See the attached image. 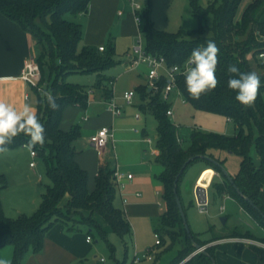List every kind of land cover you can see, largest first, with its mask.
<instances>
[{
    "label": "trees",
    "instance_id": "1",
    "mask_svg": "<svg viewBox=\"0 0 264 264\" xmlns=\"http://www.w3.org/2000/svg\"><path fill=\"white\" fill-rule=\"evenodd\" d=\"M90 1L0 0V11L36 38V57L41 69L40 84L57 96L60 105L56 111L49 110L40 103V91L33 86L37 94V113L46 128L45 145L42 148L37 146L34 150L43 159L52 182L47 185L41 204L33 213L16 217L5 213L1 192L8 186V178L0 173V248L6 245L14 247L12 264H21L30 252H41L47 231L57 222L65 223L70 230H82L78 225L86 224L88 235L93 236V230H96L105 239L108 229L123 239L132 234V225L125 210L115 204V168L109 163L102 165L96 176V187L89 191L88 172L76 159V141L81 136V125L75 123L67 130L61 127L65 108L68 105L87 108L92 88L67 81L68 74L95 73L97 77L93 88L106 98L113 95V88L109 86L111 78L104 71L118 63L114 57L115 38L109 39L104 50L84 44L82 24L66 18L68 13L87 12ZM242 1L221 0L202 5L200 0H190L193 15L199 21L198 27L191 31L184 28L169 31L156 27L151 18L152 0H145L139 11L142 19L139 28L144 35L146 52L165 57L168 66L182 65L193 49L205 46L206 40L215 41L220 50L216 73L220 81L218 87L202 95L199 100H194L186 90L183 75H178L177 86L183 99L194 108L224 115L236 125L234 134L195 127L191 129L189 143L185 146L179 126L167 113L171 103L162 97L167 79L162 77L157 81V91L147 83L134 87L139 110L153 115L157 121L156 162L163 166L158 179L163 185L165 201L161 227L157 230L160 244L166 241V237L171 242L184 238L182 249L170 264H213L218 245L209 243L221 238L241 236L264 242V238L248 231L227 234L214 232L209 240L200 239L192 229L189 235L174 190L176 176L180 173L177 186L180 196L179 182L185 169L195 160L205 159L223 177L222 180H212L215 194L228 193L233 196L264 227V216L261 213L264 212V206L258 200L264 188V63L257 56L264 50V0H251L239 13ZM209 14L213 22L207 32L204 21ZM250 56L257 61V68ZM231 64H235L242 72L256 71L261 75V88L252 107L240 105L235 100V93L226 86L230 76L227 68ZM27 139L23 135L18 136L8 148L25 145ZM213 148L227 150L241 157L240 169L232 176L233 183L218 164L200 156L208 155V151ZM253 148L260 159L258 165L254 161ZM192 156L196 158L182 169ZM234 184L261 211L240 195ZM194 243L207 245L206 249L185 260L195 251ZM251 247L264 262V246L253 243Z\"/></svg>",
    "mask_w": 264,
    "mask_h": 264
},
{
    "label": "rangeland",
    "instance_id": "2",
    "mask_svg": "<svg viewBox=\"0 0 264 264\" xmlns=\"http://www.w3.org/2000/svg\"><path fill=\"white\" fill-rule=\"evenodd\" d=\"M211 1L220 2L221 0H200L202 5H207ZM249 0H243L240 5V10H243L244 5ZM120 10L125 11L124 7H120ZM118 14V10H117ZM241 15V14H240ZM66 18L78 22V16L68 13ZM151 18L156 27L177 31L180 28L186 30H193L198 27L199 21L193 15L190 0H152ZM213 17L208 15L204 21V25L209 32V27L212 25ZM117 27V26H116ZM113 27L108 30L104 36L101 44L107 46L109 39L115 37V59L118 63L106 69L105 74L111 78L112 82L109 86L113 88V91L118 96V102L124 104V100L121 97V93L124 89L132 87V85L138 81H143L144 77L140 78L139 71H147L145 65H140L136 69H129V63L125 62L126 52L133 49L138 39V32L135 35L121 36L118 27ZM253 60V65L257 68V61ZM264 72V70H263ZM55 76L53 75V78ZM95 73H70L66 76V80L72 83H79L92 87L90 92L89 105L86 109L68 105L65 108L63 114L62 125L70 126L73 121L83 124L85 122L84 116L89 115L98 117L103 111V104H100L97 100V93L99 91L93 88V84L96 81ZM115 83V84H114ZM115 85V86H114ZM32 88V95L37 97L34 87ZM94 90L97 92L95 94ZM171 103V109L173 114L170 115L172 121L178 126L183 136V144L185 146L189 143V133L191 129L197 127L206 131H215L224 129L225 134H234L235 123L229 120H225L221 114L210 113L204 110H198L194 108L188 102H184L181 95H178L173 91L169 97ZM138 111L135 105H126L124 109V117L127 122L120 133L121 137L125 139L124 142L115 141L114 155L119 169L124 172L134 171L137 172V164L140 162V155L135 151V146L132 143L134 131L133 126L146 127L149 136L152 138L151 145L149 143L143 144V149L147 147L146 158L151 161L152 172L160 170V167L154 162L153 150H156L157 143V121L153 115L142 114L141 121H136L134 118L135 112ZM67 124V125H66ZM211 128L216 129H210ZM142 130V129H141ZM143 137V134H141ZM130 139V140H129ZM142 146V145H141ZM89 147V153L91 150ZM213 150V149H211ZM222 151V157L228 173L235 174L240 169L241 157L235 153H228L227 150ZM227 151V152H226ZM253 154L257 155V152L253 149ZM91 156V154H90ZM35 157V156H34ZM41 162L40 166H31L30 162ZM207 163L205 159H198L192 162L184 171L183 176L179 182L180 199L186 214V220L190 228L195 232H200L202 239L210 237L208 229L211 225H214L215 231L219 234L231 232L247 231L250 230L256 236H264V230L257 221L252 218L247 212H245L240 205L230 199H224L222 197L214 196V191L210 190V198L208 200V212H201L199 204L197 203L195 196V182L201 177V168ZM157 170V171H156ZM0 173H3L11 180V185L4 188L1 192L2 203L5 213L11 217H16L21 214L33 213V206L38 207L41 204L43 193L46 191L47 185L51 184V179L47 175L46 165L41 157L33 158L31 152L21 145L15 148H9V151L4 154H0ZM41 175V176H40ZM200 176V177H199ZM42 177V179H40ZM38 179V180H37ZM41 181L40 190H37L35 181ZM157 183V182H156ZM47 184V185H46ZM157 186V185H156ZM155 188V187H154ZM159 190V194L155 191ZM143 191L136 189L137 192ZM163 191L160 187L154 189L151 193V197L148 201V207L142 208L141 203L137 202L140 199H136L132 196H128L127 205L125 206L119 198L117 203L119 207L124 209L132 225V234L126 236L124 239L114 231L107 232V239L103 238L96 230H93V238L91 240V250L84 259L85 264H170L179 254L182 249L184 238L172 241L169 237H166L164 243L156 244L155 233L157 229L161 227V214L165 210V201L163 197ZM224 205L225 209L221 211V206ZM222 217H226L225 223L222 221ZM79 228L86 235L88 233V227L86 224H79ZM264 238V237H263ZM221 240L211 242L220 243ZM261 243V242H260ZM264 246V242L262 245ZM154 253V258L149 259L148 255ZM135 256L139 257L138 261H134ZM103 258V260H102ZM258 255L254 249L241 242L230 241L225 244L216 247L215 250V262L216 264H258L261 263L258 260ZM258 261V262H257Z\"/></svg>",
    "mask_w": 264,
    "mask_h": 264
},
{
    "label": "crops",
    "instance_id": "3",
    "mask_svg": "<svg viewBox=\"0 0 264 264\" xmlns=\"http://www.w3.org/2000/svg\"><path fill=\"white\" fill-rule=\"evenodd\" d=\"M250 1L251 0L246 2L244 7ZM120 7H124L126 10L125 11L120 10ZM117 10H118V14H117ZM75 15L78 16V22L81 23L83 26L84 44L93 45L98 48L100 45H104V44H101V42L104 39V36L107 34L108 30L113 27H116V26L118 27L117 30L120 31L121 36H127V35L133 36L137 32H139V25L135 20V15H134L133 8H132V0H91L88 6L87 12H82V13H78ZM131 51L132 49L126 52L127 56H126L125 62L127 63H128V53H131ZM37 52L38 50L36 47V38L30 32L24 30L17 22L11 20L10 18L5 16L0 11V101L8 103L12 105L13 107H15L17 110H20L22 109L24 103L27 100V102H30L36 110L38 109L37 108V97L32 95V88L30 86V83L21 77L25 59L29 56L37 55ZM138 76L140 78L144 77V80L134 83L132 87L124 89L123 92L125 90L134 88L138 84L146 83L147 77H146L145 71H139ZM95 90L94 92L96 94L97 92ZM123 92L121 93V97L123 95ZM96 95H97L98 102L100 104H103L104 106L102 113L99 114L98 117L92 116L91 118L89 115H85L84 116L85 122L83 124H80L74 121V119L76 118V116H74L72 119L73 123L70 126H65V125L63 126L61 124V127L65 130L71 128V126L75 123H78L81 125V136L76 141V148L78 150L76 159L78 163L80 164V166L86 169L88 172L87 187L89 191H92L95 189L96 176L98 174L99 168L102 165L109 163L112 167L119 168L118 163L116 162V157L113 156L114 149H115V141L118 140L120 143L125 141V139L121 137L122 133H120L121 132L120 130L123 129V127L125 126V124H122V123L127 122L125 120L126 118L123 116L125 114L124 109L126 107V104L120 103L123 105V112L121 115L115 116L112 113V111L109 110L107 107L106 101L109 98H106L101 93H97ZM113 96L116 98L118 102V96L115 94L114 91H113L112 97ZM138 102H139L138 96H136L134 99V103L131 105L137 106ZM136 113H140L139 118L136 117ZM210 113H214V112H210ZM142 114L144 113L140 111L138 108V111L135 112L134 114V118L137 122L141 121ZM172 114H173V111H172ZM222 116L223 118H225V120H229L233 122L230 118L224 115ZM103 126H110L113 128V139H111L110 142L104 148L98 149L93 145L90 138L92 134H94L99 128ZM208 128L209 130L216 129V128H211V126H208ZM132 129L135 135L133 136V138H131V140L130 139L129 140L132 141V143L135 146V151L138 152L140 155V162L137 164V167L139 169H137V172H134V171L126 172V173L131 172L133 173L134 176L131 180L126 179L124 181V187L122 188L121 191L117 189L115 204L116 206L119 207L117 201L120 198L121 202H123V204L126 206L127 203H129L127 199L128 196H132L136 199H140L137 202L141 203L140 205L142 208L147 209L146 207L149 206L148 201L151 197V193L153 192V190L158 189V187H160L161 190L163 191V185L161 181L158 179V175L163 170V166L156 162V156L158 153L157 147H156V150L152 148L154 162L160 167L159 171L156 170L157 172H155V170L153 169V172H152L151 161L147 160L146 158L145 152L147 150V147L143 149V144L149 143L146 140V137H151V136H149V133L147 132L145 126L143 128L139 126H133ZM216 130L221 131L222 133L225 132L223 128L222 129L217 128ZM235 131H236V125H235ZM141 134H143V137L141 136ZM181 135H183L182 132H181ZM151 143L149 144L151 145ZM90 146L92 148L89 153L88 149ZM253 149L255 150V148ZM253 149H252V154H253ZM220 150L222 149H215V148H213V150L210 149L208 151L209 153L208 156L216 159L217 161L222 160L223 162L221 164L225 167L224 158H221L222 151ZM228 153H232V152L228 151ZM32 157L39 158L40 156L36 154L35 157L33 155ZM253 157H254V161L256 165H258L260 162L258 154L257 155L253 154ZM32 162L33 161L30 162V165ZM40 164L41 162L39 161L31 166L39 167ZM210 169H212V167L207 162L201 168L200 176L202 177V175ZM212 171H213L212 180L213 179L222 180L223 177L217 170L213 168ZM235 174H231V175L234 176ZM200 178L195 182V187L198 184ZM40 179H42V177H40ZM37 180L35 181L36 183L35 186L37 190H40L41 181L39 182ZM10 185H11V180L8 177V187ZM136 189L142 190L143 194L141 191L133 192V191H136ZM211 189L214 191V196L222 197L224 199H230L236 202L238 205H240L238 201L228 193H224L222 195H216L215 190L211 185L208 187V200L210 198ZM155 192L156 194L160 193L159 190ZM124 198L127 199L126 203H124ZM258 200L264 206V188L261 189L258 195ZM223 206L224 205L221 206V209H220L221 211L225 209V206L224 208H222ZM240 207L245 212H247L241 205ZM37 208L38 206L34 205L32 208L33 209L32 211L34 212ZM19 214L21 213L19 212ZM127 217H128V214H127ZM259 226H261L264 230V227L262 225L259 224ZM211 227L213 229H211ZM108 230L110 231V229ZM234 230L235 229H233L231 232L229 231L228 233H232L234 232ZM208 231L210 232V237L207 239H202L200 237L201 235L200 232H196V233H198L199 238L202 240H209L214 232L217 233L215 231L214 225H211ZM247 231L252 233L250 230H247ZM247 231L242 230L240 232L245 233ZM223 234H227V233H223ZM87 235L83 231L70 230L68 226L63 222H57L47 231L45 238H44L43 250L38 253L30 252L21 264H85L84 259L88 255L89 251L91 250V241L87 240ZM253 235L256 236L255 234ZM257 237L263 238L264 236H257ZM246 239H252V238L241 237V236L227 237V238L218 239V240H221V242L219 241L220 243L216 242L212 244H217L219 246L222 243L225 244L226 242L237 241V242H241V243L251 246V244L254 243V242L247 241ZM218 240H215V241H218ZM253 240L259 243L261 242L257 239H253ZM215 241H212V242H215ZM13 253H14V247L12 245H6L0 248V258L9 259L11 261V264H12ZM258 258H259L258 260H260L259 262H261L258 264H264V262L260 259L259 255H258Z\"/></svg>",
    "mask_w": 264,
    "mask_h": 264
},
{
    "label": "clouds",
    "instance_id": "4",
    "mask_svg": "<svg viewBox=\"0 0 264 264\" xmlns=\"http://www.w3.org/2000/svg\"><path fill=\"white\" fill-rule=\"evenodd\" d=\"M219 51L215 41L206 40L205 46L193 49L187 58L182 74L186 90L192 99L199 100L202 95L213 92L220 84L216 75ZM176 70L174 66L173 71ZM227 72L230 76L226 86L235 93V100L245 108L252 107L261 88V75L256 71L242 72L235 64L229 65ZM40 103L52 111L60 107L57 96L48 89L40 90ZM21 135L28 138L25 147L30 152L37 146L42 148L45 145L46 128L37 110L27 100L20 110L0 101V154L7 153L8 146ZM0 264H11V261L0 258Z\"/></svg>",
    "mask_w": 264,
    "mask_h": 264
},
{
    "label": "built area",
    "instance_id": "5",
    "mask_svg": "<svg viewBox=\"0 0 264 264\" xmlns=\"http://www.w3.org/2000/svg\"><path fill=\"white\" fill-rule=\"evenodd\" d=\"M144 1L145 0H132V8H133V12L135 15V20L138 23V25H140L141 20H142L139 14V11L142 10L144 6ZM99 49L104 50V45H100ZM257 56L261 60V62L264 63V50L259 52ZM128 63H129L128 64L129 69H136L140 65L146 66V69H147L146 83L151 89H154L157 91L158 90L157 81L162 77H165L167 79V82L162 89L163 99L169 100V97L173 91H175L178 95H181V92L177 86V77L178 75H183L182 73L184 72V69H185V63H183L182 65L176 64L173 66H168L165 57L157 56V55L146 52L145 39H144V35L142 31L140 30V28L138 32L137 42L135 43L131 53H128ZM174 66L177 69L175 72L173 71ZM21 77L25 79L26 81H28L32 86L38 88L39 91L41 89H44L43 86L40 84L41 69L37 61L36 55L29 56L25 59ZM90 92H92V90H90L89 93ZM135 97H136V91L134 88L125 90L122 95L124 104L126 105L133 104ZM106 104H107L108 109L111 110L115 116H119L122 114L123 105L118 103L114 96L109 98L106 101ZM167 113L171 115L172 109L171 108L168 109ZM136 117L139 118L140 113H136ZM111 139H113V128L110 126H103L99 128L94 134L91 135V138H90L93 145L98 149L104 148L110 142ZM146 140L149 143L152 142L151 137H146ZM31 154L35 156L37 153L35 150H33L31 151ZM34 164L35 162L31 163V165H34ZM133 176L134 175L131 172L126 173V172L121 171L118 167L115 168L114 179L117 185V189L121 191L122 188L124 187V181L126 179L131 180ZM126 202H127V199L124 198V203ZM207 204L208 202L205 204H199L201 212H208ZM222 208H224V206ZM155 236H156V241H155L156 244H160L161 243L160 234L158 231L155 233ZM87 240L91 241L92 236L87 235ZM246 240L262 245V243L254 241L253 239H246ZM148 257L149 259H153L154 253L148 255ZM138 260H139V257L135 256L134 261H138Z\"/></svg>",
    "mask_w": 264,
    "mask_h": 264
},
{
    "label": "water",
    "instance_id": "6",
    "mask_svg": "<svg viewBox=\"0 0 264 264\" xmlns=\"http://www.w3.org/2000/svg\"><path fill=\"white\" fill-rule=\"evenodd\" d=\"M201 157H204V158H207L211 161H213L214 163L218 164L222 171L226 174V176L229 178V180L233 183L234 180H233V177L232 175H230V173H228V171L226 170V168L219 162L217 161L216 159L208 156V155H200ZM196 156H192L190 158L187 159V161L184 163V165L182 166V169L186 167V165L192 161L193 159H195ZM213 169V168H212ZM212 169L206 171L202 177L200 178L198 184L196 185L195 187V196H196V199H197V203L198 204H205L208 202V187L211 185V182H212V178H213V171ZM179 175L180 173L176 176L175 178V182H174V190L176 192V201H177V204H178V207H179V211H180V214H181V217L183 219V222H184V227L187 231V233L189 235H191V228L186 220V214H185V211H184V208H183V205H182V202H181V199H180V196L179 194L177 193V186H178V179H179ZM236 190L238 191V193L240 195H242L252 206L256 207L257 209H259L261 211V209L254 203V201L246 196L239 188L236 184H234ZM262 215L264 216V212H262ZM222 221L223 223H225L226 221V217H222ZM195 246H196V249L194 252H192L187 258L186 260H188L191 256H193L194 254H196L197 252L199 251H204L206 249V246L207 245H201L199 243H194ZM213 264H216L215 260H213Z\"/></svg>",
    "mask_w": 264,
    "mask_h": 264
}]
</instances>
